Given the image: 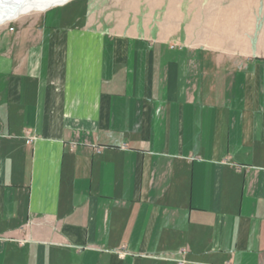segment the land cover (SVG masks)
Listing matches in <instances>:
<instances>
[{
  "label": "crops",
  "instance_id": "1",
  "mask_svg": "<svg viewBox=\"0 0 264 264\" xmlns=\"http://www.w3.org/2000/svg\"><path fill=\"white\" fill-rule=\"evenodd\" d=\"M9 21L0 264H264V0Z\"/></svg>",
  "mask_w": 264,
  "mask_h": 264
},
{
  "label": "bare ground",
  "instance_id": "2",
  "mask_svg": "<svg viewBox=\"0 0 264 264\" xmlns=\"http://www.w3.org/2000/svg\"><path fill=\"white\" fill-rule=\"evenodd\" d=\"M67 1L68 0H0V25L28 11L45 9Z\"/></svg>",
  "mask_w": 264,
  "mask_h": 264
},
{
  "label": "rangeland",
  "instance_id": "3",
  "mask_svg": "<svg viewBox=\"0 0 264 264\" xmlns=\"http://www.w3.org/2000/svg\"><path fill=\"white\" fill-rule=\"evenodd\" d=\"M33 11H36V10H33ZM6 22H7V21H6ZM12 22H13V21H8L7 24L4 22L5 24H4V25H1V26L9 25V24H11Z\"/></svg>",
  "mask_w": 264,
  "mask_h": 264
},
{
  "label": "built area",
  "instance_id": "4",
  "mask_svg": "<svg viewBox=\"0 0 264 264\" xmlns=\"http://www.w3.org/2000/svg\"><path fill=\"white\" fill-rule=\"evenodd\" d=\"M32 140H33V137H30V138L28 139V142H31ZM179 263L182 264L183 262H182V261H179Z\"/></svg>",
  "mask_w": 264,
  "mask_h": 264
}]
</instances>
